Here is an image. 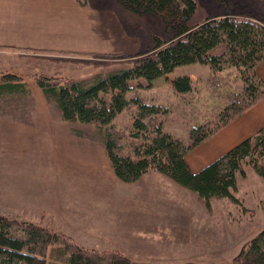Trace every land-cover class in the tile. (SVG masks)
Here are the masks:
<instances>
[{"label": "rangeland", "instance_id": "1", "mask_svg": "<svg viewBox=\"0 0 264 264\" xmlns=\"http://www.w3.org/2000/svg\"><path fill=\"white\" fill-rule=\"evenodd\" d=\"M195 1L189 25L229 13L264 16V0ZM97 2L120 13L128 32L141 39L139 51H149L177 33L158 14L134 13L114 0H95L93 5ZM138 53L85 56L36 50L34 57L0 56V72L20 75L28 85L27 94L0 96V215L15 221L17 228L36 223L74 235L92 249L119 250L136 262L232 264L245 243L264 229V178L245 164V175L237 174L232 192L239 202L213 198L208 206L196 192L156 170L123 182L113 171L103 132L64 121L35 80L47 75L90 84L129 68ZM231 73L210 81L208 66L183 65L150 87L141 80L140 93L150 103L171 107L170 115L161 119L163 127L187 139L188 119L204 123L226 104L215 91L217 83L221 94L240 88L236 73ZM182 75L193 80L190 94L177 95L171 88V79ZM117 123L130 129V111ZM56 256L51 249L48 263L66 264Z\"/></svg>", "mask_w": 264, "mask_h": 264}, {"label": "trees", "instance_id": "2", "mask_svg": "<svg viewBox=\"0 0 264 264\" xmlns=\"http://www.w3.org/2000/svg\"><path fill=\"white\" fill-rule=\"evenodd\" d=\"M76 1L90 7L94 0ZM114 1L134 13L160 15L167 28H176L177 33L149 51H139L129 68L90 84L70 77L36 76L41 92L56 103L64 121L93 125L103 132L113 171L121 181L132 183L156 170L196 192L207 206L213 198L238 203L232 192L237 189V174L245 175V164L264 178V127L197 173L190 169L186 157L264 99V81L257 72L264 62V16L229 13L189 25L197 8L195 0ZM195 63L210 68V81L220 80L219 74L228 71V76L236 73L241 85L221 94L217 83L215 91L219 90L218 96L226 104L204 123L195 117L188 119V137L182 139L163 127L161 119L170 115L171 107L148 102L139 83L145 80L150 87L177 67ZM170 84L177 95L194 89L189 75L174 77ZM18 92L28 93L23 78L0 74V96ZM129 93L133 95L130 98ZM124 111L131 114L127 130L117 125ZM17 225L0 215V264H48L51 249L66 264H149L136 262L119 250L87 248L71 236L36 223ZM232 264H264V229L245 243Z\"/></svg>", "mask_w": 264, "mask_h": 264}, {"label": "crops", "instance_id": "3", "mask_svg": "<svg viewBox=\"0 0 264 264\" xmlns=\"http://www.w3.org/2000/svg\"><path fill=\"white\" fill-rule=\"evenodd\" d=\"M141 45L118 11L98 2L82 7L76 0H0L1 57H34L36 50L85 56L136 54ZM257 72L264 81V62ZM263 127L264 99L192 151L186 157L190 169L201 171Z\"/></svg>", "mask_w": 264, "mask_h": 264}]
</instances>
